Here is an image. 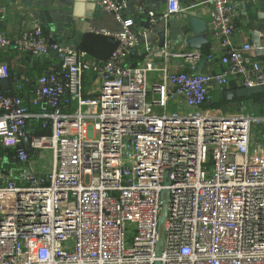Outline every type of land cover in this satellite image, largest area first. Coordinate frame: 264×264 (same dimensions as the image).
I'll list each match as a JSON object with an SVG mask.
<instances>
[{
	"label": "built area",
	"instance_id": "2783aa9c",
	"mask_svg": "<svg viewBox=\"0 0 264 264\" xmlns=\"http://www.w3.org/2000/svg\"><path fill=\"white\" fill-rule=\"evenodd\" d=\"M93 3L121 25L118 33L89 29L115 43L102 63L49 44L39 26L15 39L0 29V49L58 60L56 70L22 80L40 113L25 105L21 86L0 94V264H264V146L251 141L264 115L203 110L229 77L243 88L264 85V69L247 60L251 47L233 48L232 4H203L225 70L198 75L172 67L166 50L159 63L127 64L140 38L182 11L180 0L160 14L139 6L148 26L136 31L122 18L127 0ZM154 74L161 80L151 87ZM87 75L99 82L95 98L84 95ZM9 78L0 62V82ZM174 97L192 112H168ZM32 119L41 122L37 135ZM25 137L32 152L50 153L46 174L33 170ZM8 157L12 175L3 172Z\"/></svg>",
	"mask_w": 264,
	"mask_h": 264
},
{
	"label": "crops",
	"instance_id": "0c3cea01",
	"mask_svg": "<svg viewBox=\"0 0 264 264\" xmlns=\"http://www.w3.org/2000/svg\"><path fill=\"white\" fill-rule=\"evenodd\" d=\"M168 0H127V9L122 13L124 20L131 19L134 22L132 31L144 29L148 26L145 15L139 14L138 7L156 14L162 13L167 6ZM182 11L171 17L167 23L159 24L156 29L147 36L140 38L136 47L127 57V64L136 67L143 62H160L156 53L166 50L171 57L170 64L179 71H188L190 66L194 67V73L198 75L222 73L225 68L221 65L219 59L218 41L212 34L207 36L208 43L203 45L198 51L199 59L189 57L193 49L184 48L181 41L184 38L183 27H188L190 17L203 20L209 28V7L203 5L207 0H180ZM234 8L233 21L235 23V32L232 37L234 49H240L245 45L251 47L247 53L249 63L256 62L264 69V0H229ZM93 4L89 0H0V29L3 35L9 39L17 38L25 29L39 26L48 40L49 44H56L60 47H70L78 49L87 54L88 61L102 63L108 59L115 49V43L106 37L94 35L89 29H104L111 33L121 31V25L117 23L114 17L107 12L93 7L89 12L87 6ZM81 9L79 11V8ZM210 31V28H209ZM254 33L257 34L254 37ZM164 36L163 46L160 47V36ZM258 41L259 48H254L253 41ZM176 56V57H175ZM208 56H212L208 59ZM0 62H5L10 68V78L7 79L10 84L3 89L0 84V94L17 89L21 86L20 95L24 103L29 107L31 113H40L39 108L29 104L31 99V90L29 85H24V77L34 76L52 72L57 69L58 60L53 53L47 56L29 58L20 55L14 48L0 49ZM160 77L156 74L149 76L148 83L151 87L157 86ZM99 82L92 75L84 78V95L86 97H97ZM243 88L240 77H229L227 84L221 87H214L211 93V100L204 105L203 110L223 109L219 106V100L224 102L223 93L228 90ZM264 95L256 96L251 100L242 102L225 103L223 110L231 109L238 112L242 109L240 105L259 106L264 109V100H259ZM154 101L156 96L154 90L150 91L149 99ZM255 99H258L255 102ZM236 106V107H234ZM239 107H241L239 109ZM168 109L178 114H188L192 112L186 107L184 99L174 97L168 104ZM259 115H264V111H259ZM30 133L41 132V122L30 120L27 123ZM251 141L253 144L264 146V125L257 126L254 133L251 129ZM25 148V147H24ZM26 149V148H25ZM31 153V166L34 170L33 158L37 157V151ZM50 154V153H49ZM51 158V155H50ZM52 163V161H51ZM5 164V163H4ZM4 173L12 175L14 165L10 157L4 165ZM51 169V168H50ZM35 171V170H34Z\"/></svg>",
	"mask_w": 264,
	"mask_h": 264
},
{
	"label": "water",
	"instance_id": "95a60500",
	"mask_svg": "<svg viewBox=\"0 0 264 264\" xmlns=\"http://www.w3.org/2000/svg\"><path fill=\"white\" fill-rule=\"evenodd\" d=\"M90 1V0H89ZM93 1V0H91ZM93 7H95L94 3L89 6H87V10L89 12H91L93 10ZM79 11L81 9V6L78 7ZM188 27L186 29V27H183V34H184V38L181 41L182 45L184 48L187 49H193L194 51H192V53H189V57H197L198 56V51L201 50L203 45H206L208 43V39L207 36L209 34H212L211 31H209V28L206 24L205 21L203 20H199L196 18H192L190 17L188 19ZM257 34L254 33V37H256ZM163 42H164V36L161 35L160 36V47L163 46ZM253 46L254 48H259V43L258 41H253ZM1 86L3 89H5L10 82L6 79V80H2L0 82ZM260 95H264V85L261 86H257V87H251V88H239L236 90H228L225 91L223 93V99L224 102L227 104H231L235 101L238 100H243V99H248V98H253L256 96H260ZM259 100H264V96L260 97ZM258 99H255V102H257ZM246 108H242L241 110H239V113H243L245 111ZM22 144L23 146L26 148L27 152H30V148H29V141L28 138L25 137L22 139ZM164 194H167V192H164ZM161 202L163 203V215L160 217L159 219V226H162L164 221H165V215L167 213V206H166V202L165 200H163V198H161ZM162 244V239L159 240L158 243V247H161ZM158 255H159V251H158Z\"/></svg>",
	"mask_w": 264,
	"mask_h": 264
},
{
	"label": "rangeland",
	"instance_id": "374dc122",
	"mask_svg": "<svg viewBox=\"0 0 264 264\" xmlns=\"http://www.w3.org/2000/svg\"><path fill=\"white\" fill-rule=\"evenodd\" d=\"M219 101H220L219 102L220 103L219 106H221L223 109H226L225 105L223 103H221V100H219ZM240 106L242 108L243 107L246 108L245 109L246 114L248 113V114L259 115L258 114L259 111H264L263 107H261V106H259V108L257 107V109H256V107H255V109H254V107H251L249 109L248 106H251L249 104L247 106L246 105H240ZM234 107H236V106H234ZM241 107H239V109ZM168 112H172V111L168 109ZM255 128H257V126H253L252 127V132L253 133L255 131ZM33 161H34V163H33L34 164V170H35V172L37 174H46L51 168V158H50L49 152H47V151H37V157H34ZM3 163L6 164L7 163V159H3ZM69 244L70 243H68L67 245H69Z\"/></svg>",
	"mask_w": 264,
	"mask_h": 264
},
{
	"label": "trees",
	"instance_id": "16d2710c",
	"mask_svg": "<svg viewBox=\"0 0 264 264\" xmlns=\"http://www.w3.org/2000/svg\"><path fill=\"white\" fill-rule=\"evenodd\" d=\"M253 98H254V97H253ZM253 98H248V99L238 100V101H236V102H242V101H246V100H251V99H253ZM223 104H225V102H223Z\"/></svg>",
	"mask_w": 264,
	"mask_h": 264
}]
</instances>
